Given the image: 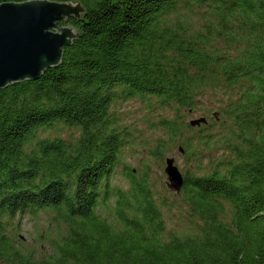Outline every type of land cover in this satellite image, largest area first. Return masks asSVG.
<instances>
[{
	"label": "trees",
	"instance_id": "trees-1",
	"mask_svg": "<svg viewBox=\"0 0 264 264\" xmlns=\"http://www.w3.org/2000/svg\"><path fill=\"white\" fill-rule=\"evenodd\" d=\"M53 1L86 15L60 22L81 35L61 66L0 90V264H264V0ZM133 100L162 136L126 122ZM136 142L162 163L184 149L186 228L124 162ZM47 210L60 230L38 256L9 225Z\"/></svg>",
	"mask_w": 264,
	"mask_h": 264
},
{
	"label": "water",
	"instance_id": "water-1",
	"mask_svg": "<svg viewBox=\"0 0 264 264\" xmlns=\"http://www.w3.org/2000/svg\"><path fill=\"white\" fill-rule=\"evenodd\" d=\"M86 7L79 1L27 0L0 4V90L24 81H36L49 69L61 66L65 50L81 36L70 18L81 19ZM208 118L191 119L192 127L207 124ZM180 153L184 154L183 148ZM167 185L181 193L186 175L175 156L165 160Z\"/></svg>",
	"mask_w": 264,
	"mask_h": 264
},
{
	"label": "rangeland",
	"instance_id": "rangeland-1",
	"mask_svg": "<svg viewBox=\"0 0 264 264\" xmlns=\"http://www.w3.org/2000/svg\"><path fill=\"white\" fill-rule=\"evenodd\" d=\"M213 103L219 106V103L216 101H213ZM212 107L213 106L209 103H206L205 105L202 104L200 111L192 114L186 113V120L189 122L191 119L200 116L207 117L208 115H206V112ZM122 111L128 124H132V120L138 121L145 137L157 138L163 135L160 130L152 128L150 120L155 119V116H147V110L140 101L133 100L123 104ZM210 117H219L218 111H213ZM148 141L150 145H153V140ZM169 156L176 157L177 164L181 171L186 174L190 165L186 162L183 155L178 151H175ZM124 162L134 169L146 168V165H149L156 190L158 189L161 193H164V197L167 196L165 199L170 203L168 208L165 209L169 229L176 228L180 230L186 228L190 222V212L183 196L181 194H175L172 190L169 192L165 191V185L167 186V176L164 172L166 162L162 163V161L151 160L148 150L138 142H136L134 146H130L125 150ZM115 182L120 183L123 186L128 185V181L122 174V168H119V174L117 175ZM54 216V213L49 210L40 211L35 215H25L21 218L16 217L12 220L9 227L13 231L15 229L14 234L21 239L25 248H33L37 251L38 256H41L45 251L50 249L51 242L56 238L55 236L60 230L58 221Z\"/></svg>",
	"mask_w": 264,
	"mask_h": 264
}]
</instances>
